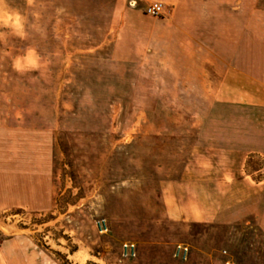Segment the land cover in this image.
Segmentation results:
<instances>
[{
  "label": "rangeland",
  "instance_id": "374dc122",
  "mask_svg": "<svg viewBox=\"0 0 264 264\" xmlns=\"http://www.w3.org/2000/svg\"><path fill=\"white\" fill-rule=\"evenodd\" d=\"M202 1L241 3L243 31L264 9L182 0L179 20ZM129 9L169 17L155 0H0V264H264V158H246L251 178L186 185L224 123L157 73L160 39L127 55Z\"/></svg>",
  "mask_w": 264,
  "mask_h": 264
},
{
  "label": "crops",
  "instance_id": "0c3cea01",
  "mask_svg": "<svg viewBox=\"0 0 264 264\" xmlns=\"http://www.w3.org/2000/svg\"><path fill=\"white\" fill-rule=\"evenodd\" d=\"M155 1L168 5L169 17L153 19L149 27L136 23L135 10L124 13L123 26L129 28L127 55L133 56L136 46L143 53L144 39V43L160 39V58L168 59L169 66L165 62L157 66V73L169 75L176 88L186 93V105L215 108L219 124L224 123V129L220 126L217 132L216 152L211 153L213 148L209 145L202 147V157L207 162L192 166L194 174L186 185L198 181L211 185L217 179L219 185L227 186L240 180L239 171L244 178H251L243 169L246 158H264V19L257 18L264 9L248 6L252 13L245 19L247 29L243 31L241 19L236 18L237 12L242 11L239 2L227 7L209 1L187 3L183 23L177 17L182 0ZM224 10L232 12L233 18L225 19L221 13ZM224 27H228V34ZM149 49L148 54L144 52L146 59L155 55L154 48ZM239 161L241 168L237 166ZM214 172L218 174L214 176ZM196 173H201V178H195ZM261 218L264 231V208Z\"/></svg>",
  "mask_w": 264,
  "mask_h": 264
},
{
  "label": "built area",
  "instance_id": "2783aa9c",
  "mask_svg": "<svg viewBox=\"0 0 264 264\" xmlns=\"http://www.w3.org/2000/svg\"><path fill=\"white\" fill-rule=\"evenodd\" d=\"M162 11L163 9L160 3H153L145 8V13L151 16H159L162 14ZM126 247L128 246L126 245ZM178 250L183 254H186L188 249L182 246H178ZM223 264H235V263L231 260H225Z\"/></svg>",
  "mask_w": 264,
  "mask_h": 264
}]
</instances>
